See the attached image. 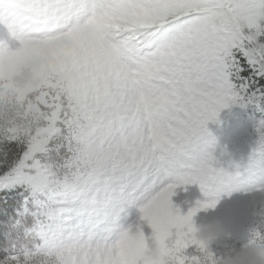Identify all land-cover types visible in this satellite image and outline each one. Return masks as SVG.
<instances>
[{
    "label": "snow or ice",
    "instance_id": "1",
    "mask_svg": "<svg viewBox=\"0 0 264 264\" xmlns=\"http://www.w3.org/2000/svg\"><path fill=\"white\" fill-rule=\"evenodd\" d=\"M249 105L264 0H0V193L39 241L0 264H217L193 217L264 179V119L234 172L208 124Z\"/></svg>",
    "mask_w": 264,
    "mask_h": 264
},
{
    "label": "rangeland",
    "instance_id": "2",
    "mask_svg": "<svg viewBox=\"0 0 264 264\" xmlns=\"http://www.w3.org/2000/svg\"><path fill=\"white\" fill-rule=\"evenodd\" d=\"M257 112L256 107L252 105L243 108L232 106L221 110L218 117L219 123L209 122L208 124L217 145L216 154L219 156L221 149L227 150V154L221 157V165L229 172L235 171L234 168L229 167V161L239 163L241 171L248 161L257 139L255 125L260 119H264V115ZM204 199L197 184L178 187L175 195L171 197L173 205L180 209L181 214H186L196 201ZM252 207L251 196L245 192L236 191L231 195H222L214 209L200 211L193 217V222L196 224L215 218L224 222L228 235L209 245L215 256H222L230 248L240 247L247 242V236L251 230L258 228L252 215ZM32 241L33 246L39 243L38 240ZM194 251V246L187 250L188 253H194Z\"/></svg>",
    "mask_w": 264,
    "mask_h": 264
},
{
    "label": "clouds",
    "instance_id": "3",
    "mask_svg": "<svg viewBox=\"0 0 264 264\" xmlns=\"http://www.w3.org/2000/svg\"><path fill=\"white\" fill-rule=\"evenodd\" d=\"M27 78L28 74L25 73L23 79ZM4 115H7V111ZM239 192H245L251 196L252 215L258 228L264 229V179L257 184L244 186ZM193 228L195 237L207 246L228 235L224 222L219 218L199 224L193 222ZM255 230H251L248 234L246 243L238 248H230L219 256L217 264H264V239L254 237ZM153 255L159 258L156 250L153 251Z\"/></svg>",
    "mask_w": 264,
    "mask_h": 264
},
{
    "label": "trees",
    "instance_id": "4",
    "mask_svg": "<svg viewBox=\"0 0 264 264\" xmlns=\"http://www.w3.org/2000/svg\"><path fill=\"white\" fill-rule=\"evenodd\" d=\"M257 113L264 115L261 111ZM6 196L7 199H5ZM19 200V196L15 194H0V258L14 250L13 244L15 249L33 248L32 239L24 237V227H28L32 223V218L22 219L17 215L16 209L19 207ZM20 219H22V226L14 227L16 221Z\"/></svg>",
    "mask_w": 264,
    "mask_h": 264
}]
</instances>
